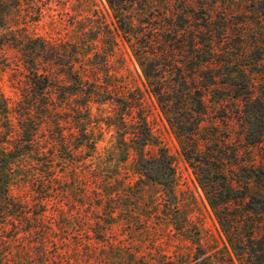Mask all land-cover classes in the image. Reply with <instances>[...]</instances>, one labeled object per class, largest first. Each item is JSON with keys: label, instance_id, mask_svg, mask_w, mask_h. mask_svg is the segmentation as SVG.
<instances>
[{"label": "trees", "instance_id": "trees-1", "mask_svg": "<svg viewBox=\"0 0 264 264\" xmlns=\"http://www.w3.org/2000/svg\"><path fill=\"white\" fill-rule=\"evenodd\" d=\"M106 2L118 22L116 36L121 30L130 40L142 37L137 55L147 66L145 73L154 93L170 96L162 98L178 131L181 153L225 238L226 257L215 258L198 245L190 264H235L234 257L238 264H264V0ZM99 32H94L93 38ZM30 43L21 48L26 53L29 75L17 106L8 107L0 92V118L5 128L0 129V225L10 216L23 214L29 218L25 213L30 204L16 199L9 183L17 178L44 184L43 177L50 182L56 178L52 153L55 140L69 156L73 155L72 149L78 150V155L83 148L85 154L94 150L95 141L87 129L88 106L109 91L100 80L105 55L98 61L89 59L82 55L87 49L75 43L71 62L63 69L66 77L62 78L56 70L39 68L41 59L50 67L55 64L62 56L59 48L45 39L36 38ZM94 54L100 56L97 51ZM209 93L210 99L216 98L212 102L218 111L224 112L222 119L227 115L224 104L231 101L230 120H236L243 140L253 147L246 151L249 157L242 159L237 147L229 142L228 133H219L216 115L211 117L214 125L204 129L205 98ZM139 122L134 144L143 153L152 136L146 119L140 117ZM45 132L54 142L47 151L40 140ZM136 168L138 181L162 185L175 204L176 170L174 157L167 149L160 147L147 158L142 154ZM97 194L95 208L103 210L106 221L113 219L115 199L107 192ZM38 198L34 204L39 210L35 222L41 220L38 214L49 204L42 196ZM101 215L96 214V220ZM145 257L140 264H148ZM226 260L228 263H224Z\"/></svg>", "mask_w": 264, "mask_h": 264}, {"label": "rangeland", "instance_id": "rangeland-1", "mask_svg": "<svg viewBox=\"0 0 264 264\" xmlns=\"http://www.w3.org/2000/svg\"><path fill=\"white\" fill-rule=\"evenodd\" d=\"M114 28L118 22L106 0H0V92L8 107L17 106L27 87L23 50L36 38L59 48L61 58L51 67L41 59L39 68L56 70L62 78L75 43L87 49L84 57L98 61L105 55L100 80L109 89L104 98L88 106L87 129L95 141L94 150L85 154L83 148L78 155L72 149L69 156L55 140L52 182L43 177L44 184L17 178L9 183L16 199L30 204L25 213L29 218L10 216L0 225V264H140L145 256L148 264H190L198 245L215 258L227 256L216 217L181 153L178 131L162 98L170 96L154 93L147 66L137 55L142 37L130 40L121 30L116 36ZM96 31L100 32L93 38ZM96 51L100 56L96 57ZM210 97L212 93L205 98L204 129L214 125L211 117L216 115L219 133H228L242 159L249 157L246 151L253 147L243 140L236 120H230L231 101L224 104L227 115L222 119L224 112ZM140 117L146 119L152 136L143 153L134 144ZM2 123L0 118V129H5ZM48 135L40 136L45 151L54 143ZM160 147L174 157L175 204L162 185L138 181L137 159L142 154L155 155ZM104 192L115 199L116 207L113 219L107 221L103 210L95 208L97 193ZM40 196L49 204L35 222L39 210L34 204ZM96 214H102L103 220H96ZM234 262L238 264L235 257Z\"/></svg>", "mask_w": 264, "mask_h": 264}]
</instances>
